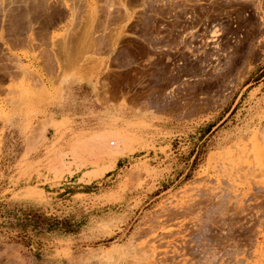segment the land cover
Returning <instances> with one entry per match:
<instances>
[{"label": "rangeland", "instance_id": "obj_1", "mask_svg": "<svg viewBox=\"0 0 264 264\" xmlns=\"http://www.w3.org/2000/svg\"><path fill=\"white\" fill-rule=\"evenodd\" d=\"M263 72L264 0H0V264H264Z\"/></svg>", "mask_w": 264, "mask_h": 264}, {"label": "crops", "instance_id": "obj_2", "mask_svg": "<svg viewBox=\"0 0 264 264\" xmlns=\"http://www.w3.org/2000/svg\"><path fill=\"white\" fill-rule=\"evenodd\" d=\"M75 77H67L63 80V87H65L66 89H68L69 87L71 88H75V87H82L86 84V81H80L78 79V81L74 80ZM117 167V164H116ZM115 167V168H116ZM91 184L88 185H84L81 186L79 188H86L88 190H90ZM92 193H77L74 194V196L76 195H90ZM100 248H105V250H103L102 252L99 253H94V254H83L82 255V259H77V261L74 264H130L129 261L131 262V258H122V256H120V254L118 253H108L110 250H113V247H103L101 246ZM141 264V263H139Z\"/></svg>", "mask_w": 264, "mask_h": 264}, {"label": "trees", "instance_id": "obj_3", "mask_svg": "<svg viewBox=\"0 0 264 264\" xmlns=\"http://www.w3.org/2000/svg\"><path fill=\"white\" fill-rule=\"evenodd\" d=\"M261 78L264 77V72L261 73ZM249 82L246 81V85H248ZM235 112V110L233 111ZM222 121V120H221ZM227 120H225L222 124H224ZM212 128H207V133L208 135L211 132ZM200 157V154L197 153L194 164L198 161ZM32 216V215H31ZM20 224L24 227H32L33 230H40L42 228H46L47 233H59V232H67L68 234H73L75 233L76 230H72L74 227L73 225H70L69 220H59L56 218H46L44 216H37V217H31L30 219H21Z\"/></svg>", "mask_w": 264, "mask_h": 264}, {"label": "bare ground", "instance_id": "obj_4", "mask_svg": "<svg viewBox=\"0 0 264 264\" xmlns=\"http://www.w3.org/2000/svg\"><path fill=\"white\" fill-rule=\"evenodd\" d=\"M208 211V210H207ZM210 216V215H209ZM219 223H221V222H219Z\"/></svg>", "mask_w": 264, "mask_h": 264}]
</instances>
